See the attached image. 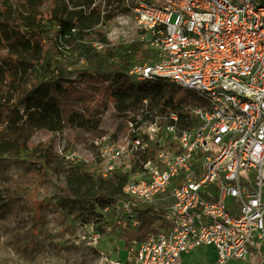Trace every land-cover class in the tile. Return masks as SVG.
Instances as JSON below:
<instances>
[{
  "label": "built area",
  "instance_id": "built-area-1",
  "mask_svg": "<svg viewBox=\"0 0 264 264\" xmlns=\"http://www.w3.org/2000/svg\"><path fill=\"white\" fill-rule=\"evenodd\" d=\"M128 15L155 57L125 72L140 107L123 138L96 142L100 176L127 178L104 211L122 233L153 217L126 247L135 264H190L201 246L214 264H264V0H136ZM149 83L195 102L149 103Z\"/></svg>",
  "mask_w": 264,
  "mask_h": 264
},
{
  "label": "rangeland",
  "instance_id": "rangeland-1",
  "mask_svg": "<svg viewBox=\"0 0 264 264\" xmlns=\"http://www.w3.org/2000/svg\"><path fill=\"white\" fill-rule=\"evenodd\" d=\"M118 17L100 27L110 41L137 39L140 35L133 17L128 15L126 23ZM59 68L54 75H62L63 69L74 72L71 80L55 84L57 117L34 127L26 138L30 151L43 153L40 167L34 155L15 158L8 144L1 145L13 117L18 116L16 124L26 122L27 101L16 100L10 110H0V150L6 152L0 155V264H135L126 247L136 239L138 230H126L124 242L108 241L116 212L92 213L87 197L95 189L87 179L75 178L76 169L93 178L100 175L96 142L123 138L127 118L140 107V95L137 91L122 95L126 77L111 74L98 79L86 74L85 62L71 68L62 63ZM143 87L140 91L145 93L151 85ZM151 90L153 96L144 94L151 97L149 103L174 91L177 99L190 106L195 102L193 94L187 95L184 89L153 85ZM22 92L30 94L31 84ZM191 257L202 260L190 264H214L215 253L211 247L201 246Z\"/></svg>",
  "mask_w": 264,
  "mask_h": 264
},
{
  "label": "trees",
  "instance_id": "trees-1",
  "mask_svg": "<svg viewBox=\"0 0 264 264\" xmlns=\"http://www.w3.org/2000/svg\"><path fill=\"white\" fill-rule=\"evenodd\" d=\"M133 5L132 0H0V110H10L13 102L22 99L27 101L28 109L26 122L16 124L18 116L13 117L15 121L7 126L1 141V145L11 147L12 156L34 155L42 162L43 153L30 151L25 146L26 138L34 127L44 126L53 115L57 117L55 84L71 80L74 72L63 69L62 75H54L62 63L71 68L80 61L85 62V73L98 79L111 74L126 77L122 95L133 90L134 82L125 72L154 58L155 52L140 38L112 42L100 29L117 14L130 13ZM30 84L31 93L24 96L22 91ZM4 153L0 150V155ZM152 155L150 151L146 157ZM75 179H87L93 185L94 194L87 197L88 208L102 215L104 208L123 197L127 178L121 173L93 178L76 169ZM152 219L140 213L141 225L136 234L133 232L136 237L133 239L139 240L145 235ZM123 234L115 227L107 232L108 241L124 242Z\"/></svg>",
  "mask_w": 264,
  "mask_h": 264
},
{
  "label": "flooded vegetation",
  "instance_id": "flooded-vegetation-1",
  "mask_svg": "<svg viewBox=\"0 0 264 264\" xmlns=\"http://www.w3.org/2000/svg\"><path fill=\"white\" fill-rule=\"evenodd\" d=\"M27 157H28V156H27ZM39 163H40V162H39ZM41 165H42V164L40 163V164H39V167H40Z\"/></svg>",
  "mask_w": 264,
  "mask_h": 264
},
{
  "label": "crops",
  "instance_id": "crops-1",
  "mask_svg": "<svg viewBox=\"0 0 264 264\" xmlns=\"http://www.w3.org/2000/svg\"><path fill=\"white\" fill-rule=\"evenodd\" d=\"M139 38V37H138Z\"/></svg>",
  "mask_w": 264,
  "mask_h": 264
}]
</instances>
